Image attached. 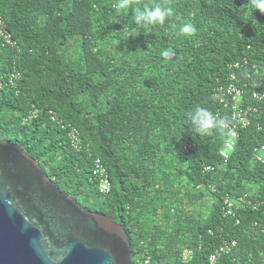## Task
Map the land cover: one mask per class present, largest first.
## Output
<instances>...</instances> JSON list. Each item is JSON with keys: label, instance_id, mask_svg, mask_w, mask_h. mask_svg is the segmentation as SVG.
<instances>
[{"label": "trees", "instance_id": "1", "mask_svg": "<svg viewBox=\"0 0 264 264\" xmlns=\"http://www.w3.org/2000/svg\"><path fill=\"white\" fill-rule=\"evenodd\" d=\"M157 4L169 9L163 24L135 23V8ZM0 15L15 42L0 35V141L121 224L132 264L146 255L147 264H208L223 243L215 264L264 263V163L253 160L264 100L250 94L264 87V13L250 0H0ZM187 22L196 33L179 35ZM230 81L250 109L223 160L225 129L198 134L188 113L199 106L231 121L218 94ZM96 157L106 194L92 175Z\"/></svg>", "mask_w": 264, "mask_h": 264}, {"label": "water", "instance_id": "2", "mask_svg": "<svg viewBox=\"0 0 264 264\" xmlns=\"http://www.w3.org/2000/svg\"><path fill=\"white\" fill-rule=\"evenodd\" d=\"M132 257L121 224L59 190L16 142L0 141V264H132Z\"/></svg>", "mask_w": 264, "mask_h": 264}, {"label": "built area", "instance_id": "3", "mask_svg": "<svg viewBox=\"0 0 264 264\" xmlns=\"http://www.w3.org/2000/svg\"><path fill=\"white\" fill-rule=\"evenodd\" d=\"M0 35L4 39L6 43L14 44L15 42L11 40L9 33L4 28V21L0 15ZM233 66L238 67L241 65L240 61L232 63ZM230 79L234 78V74L230 75ZM19 78V72L13 70L8 75V82L11 84H15L17 79ZM219 101L224 103V106H227L230 111L231 121H227L224 125L225 136L221 142V147L219 149V154L223 160H226L233 150L235 141L238 137L237 127H244L247 124V110L250 107L244 109L242 106H239L238 100L242 97V89H240L237 85H235L232 81L226 84L225 87H219L218 90ZM251 97L257 100H264V87L254 89L250 91ZM228 98V99H227ZM69 136L74 145H76V134L74 131L69 132ZM253 160L255 162L264 163V143L254 147L253 149ZM212 166H206V169H211ZM92 175L97 181L98 191L102 194L108 193L110 189V181L108 178V174L105 166L101 162V160L96 157L94 158L93 167H92ZM239 200H243L242 197H239ZM259 203H264V194L261 195V199ZM226 204V213L233 212V202L230 199L225 200ZM235 242H231L234 244ZM229 246L227 243H223L221 246L215 249L208 256V264H215L216 258L222 252L228 250ZM190 250L184 249V255L182 259H186ZM144 263H148L150 261V256H144Z\"/></svg>", "mask_w": 264, "mask_h": 264}, {"label": "clouds", "instance_id": "4", "mask_svg": "<svg viewBox=\"0 0 264 264\" xmlns=\"http://www.w3.org/2000/svg\"><path fill=\"white\" fill-rule=\"evenodd\" d=\"M255 10L264 13V0H250ZM125 7L127 5H124ZM169 9L157 4L152 7L135 8L133 20L137 24L152 25L163 24L169 15ZM196 33V28L191 22L183 23L179 26L178 34L192 36ZM168 53H165L167 55ZM188 119L198 134H207L213 130L223 132L225 120L219 118L206 108L196 106L188 113Z\"/></svg>", "mask_w": 264, "mask_h": 264}]
</instances>
